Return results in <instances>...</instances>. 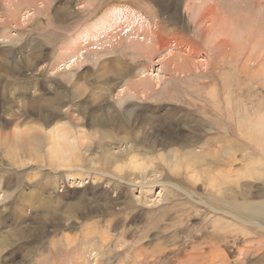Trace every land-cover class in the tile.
<instances>
[{
	"label": "rangeland",
	"instance_id": "374dc122",
	"mask_svg": "<svg viewBox=\"0 0 264 264\" xmlns=\"http://www.w3.org/2000/svg\"><path fill=\"white\" fill-rule=\"evenodd\" d=\"M0 65V264H264V0H0Z\"/></svg>",
	"mask_w": 264,
	"mask_h": 264
},
{
	"label": "bare ground",
	"instance_id": "6f19581e",
	"mask_svg": "<svg viewBox=\"0 0 264 264\" xmlns=\"http://www.w3.org/2000/svg\"><path fill=\"white\" fill-rule=\"evenodd\" d=\"M24 3H25V1H24ZM213 8H215V7H213ZM216 12H217V11H216ZM101 16H102V15H101ZM104 18H105V16L101 17L100 20H102V19H104ZM138 18H139V17H138ZM203 18H204V16H203ZM100 20H99V21H100ZM231 25H232V24H231ZM133 31H134V30H133ZM136 31H138V30H136ZM131 32H132V31H131ZM144 32H146V30H144ZM147 32L152 33L150 30L147 31ZM147 32H146V33H147ZM135 34H136V33H135ZM109 35H110V34H109ZM100 40H101V39H100ZM133 40H134V39H133ZM145 41H146V40H145ZM92 42H93V41H92ZM136 42H137V41H136ZM82 43H83V42H82ZM141 43H142V42H141ZM146 43H147V42H146ZM132 45H133V44H132ZM149 45H150V44H149ZM145 46H146V45H145ZM130 47H131V46H130ZM98 48H99V47H98ZM134 49H136V48H134ZM149 51H150V48H149ZM142 52H143V51H142ZM144 52H145V51H144ZM146 53H147V52H146ZM147 54H148V53H147ZM148 56H149V55H148ZM186 62H187V61H185V63H186ZM0 66H2V65H0ZM4 66H5V65H4ZM4 66H3V67H4ZM10 67L12 68V66H10ZM7 68H9V67H7ZM11 68H10V69H11ZM13 68H14V67H13ZM117 68H118V67H117ZM124 68H125V67H124ZM0 71H2V70H0ZM8 71H9V69H8ZM139 82H140V81H139ZM127 91H128V90H127ZM8 127H9V121H8V120H5V123H4L3 125H1V127H0V128L2 129V130H0V138L3 137V138L6 139V140H10V137H11L12 134H9V133H8V129H7ZM58 129H59V128H58ZM62 129L64 130V128H62ZM62 129H61V130H62ZM15 132H16V131H15ZM56 132H57V130H56ZM59 132H60V131H59ZM64 132H65V131H64ZM181 133H182V131L178 132V134H181ZM61 134H62V132H61ZM17 135H18V134H17ZM17 135H16V136H17ZM36 135H38V136H37V138H39V139H37L38 141L43 140L41 134H37V133H36ZM46 135H47V134H46ZM187 135H188V134H187ZM49 136H51V135H49ZM60 136H61V135H60ZM169 136H170V135H169ZM177 136H178V135H176L175 137H172V138L169 137L170 140H171L170 142H172V143H176V141H178V137H177ZM181 136H182V135H180V138H181ZM220 136H222V135H220ZM63 137H64V135H62V140L64 141V138H63ZM165 137L168 138V135L165 136ZM165 137H164V138H165ZM183 137H184V136H183ZM250 137H251V136H249V140H250ZM50 138H52V137H50ZM53 138H54V139H53ZM53 138H52V139H53L54 145H52V147H50V150H51V152H52L53 150H55L57 153L59 152V155L61 156L63 153H62V151H60L61 148L59 147V145H60V143H62V142H60V139H59V137H58V134H56V133H55V135L53 134ZM166 138H165V139H166ZM222 138H223V137H222ZM252 138H253V137H252ZM252 138H251V139H252ZM260 138H261V137H260ZM57 139H59V142L57 141ZM188 139H189V138H188ZM224 139H225V138H224ZM16 140H23V139H16ZM62 140H61V141H62ZM186 140H187V139H186ZM189 140H191V139H189ZM229 140H230V139H229ZM262 140H263V139H262ZM253 141H254V140H253ZM255 141H256V140H255ZM255 141H254V142H255ZM64 142H65V141H64ZM75 142H77V141H75ZM260 142H261V141H259V143H260ZM183 143H184V142H183ZM230 143H231V142H230ZM262 143H263V142H262ZM40 144H41V143H38V144L35 143L34 145L37 147V146H39ZM15 145L20 146V148H21V152H23L24 154H28V153H27L28 149H27V147H26V146H27V141H26L25 139H24L23 141H17ZM66 145H67V144H66ZM188 145H189V144H188ZM217 145H218V144H217ZM220 145H221V144H220ZM62 146H64V145L62 144ZM34 148H35V147H34ZM73 149H74V147H73ZM34 150H35V149H34ZM77 150H78V149H77ZM55 151H54V152H55ZM52 153H53V152H52ZM232 153H233V152H232ZM232 153H231V154H232ZM64 154H65V153H64ZM232 155H233V154H232ZM232 155H231V156H232ZM40 157H41V156H40ZM65 157H66V156H65ZM234 157H235V156L233 155V158L231 159L232 163L230 164L231 166L234 165V162H233V161L235 160ZM62 158H63V157H62ZM74 159H75V158H74ZM196 161H197V160H195V162H196ZM64 162H65V160H64ZM80 162H81V161H80ZM195 162H192V163H195ZM197 162H198V161H197ZM197 162H196V163H197ZM213 162H214V161H213ZM72 166H73V165H72ZM75 166H77V165H75ZM162 166H163V164H159V165H158V167H162ZM254 167H255V165H254ZM133 168H134V167H133ZM162 168H164V167H162ZM252 168H253V167H252ZM197 169H198V168H197ZM132 170H134V169H132ZM232 170H234V169H232ZM232 170H231V173L233 172ZM176 171H177V170H176ZM228 171H229V170H228ZM257 172H259V171H257ZM132 173L136 174L135 171H132ZM250 173H251V172H250ZM253 173H254V172H253ZM140 174L142 175V174H144V172L141 171ZM140 174H139V175H140ZM195 174H196V173H195ZM195 174H194V175H195ZM246 174H247V173H246ZM194 175H193V177H194ZM165 176H167V175H165ZM252 176H253V175H252ZM255 176H256V175H255ZM142 177H143V176H142ZM248 177H250V176H248ZM226 179H227V178H226ZM212 181H213V180H212ZM226 181H228V180H226ZM229 181H231V180H229ZM234 181H236V180L234 179ZM252 181H253V180H252ZM192 184H193V183H192ZM219 184H220V183H219ZM229 184H230V183H229ZM147 185H148V184H147ZM147 185H146V186H147ZM153 185H154V184H153ZM153 185H150V186H147V187H152ZM143 186H145V185H143ZM190 186H191V185H190ZM193 188H194V187H193ZM222 189H225V190H226V189H227V190H228V189H229V190H232L233 193H232V192H231V193H232L233 195H234V193H236L235 190H234V189H235L234 184L230 185V187H228V188H222ZM222 189H221V194H222V195L219 196L218 198L220 199V197H221V199H220L221 202H224V201H225L224 199L228 198V201H227V202H224V203H228V206L234 207V206H235V205H234V197H235V196L230 195V194L228 195V193H227L225 190H222ZM229 190H228V191H229ZM191 191H192V190H191ZM196 191H197V190H196ZM216 191H217V190H216ZM216 191H215V192H216ZM185 192H186V191H185ZM194 192H195V191H194ZM218 192H219V191H218ZM192 193H193V192H192ZM263 193H264V192H263ZM182 195H183V194H182ZM193 195H194V194H193ZM207 196H208V195H207ZM217 196H218V194H217ZM224 197H226V198H224ZM199 200H200V199H199ZM226 200H227V199H226ZM218 202H219V201H218ZM169 203H170V202H169ZM182 203H183V202H182ZM171 204H172V203H171ZM220 205H223V204L221 203ZM220 205H219V207H220ZM226 205H227V204H226ZM227 208L230 210L229 207H227ZM178 210H179V209H178ZM186 212H187V211H186ZM179 214H180V213H179ZM232 214H233V213H232ZM234 215H235V214H234ZM262 227H263V226H262ZM75 251H76V250H75ZM80 254H81V253H80ZM81 255H82V254H81ZM78 256H79V255H78ZM96 256H97V255H96ZM97 258H98V257H97ZM139 259H140V257H139ZM73 262H74V261H73ZM78 262H79V261H78ZM64 263H65V262H64ZM87 263H88V262H87Z\"/></svg>",
	"mask_w": 264,
	"mask_h": 264
}]
</instances>
